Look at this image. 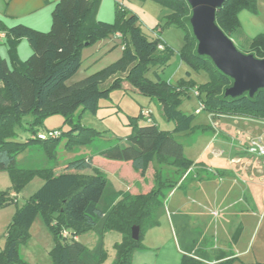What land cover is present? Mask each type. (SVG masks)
<instances>
[{
    "label": "trees",
    "instance_id": "trees-1",
    "mask_svg": "<svg viewBox=\"0 0 264 264\" xmlns=\"http://www.w3.org/2000/svg\"><path fill=\"white\" fill-rule=\"evenodd\" d=\"M152 1L171 11L164 26L158 25L153 30V39L142 33L137 16L128 14L121 4H115L112 23L97 21L100 0H59L52 11L51 28L45 33L22 25L1 28L8 39L13 68L9 69L0 59V172L6 173L11 183L9 189L0 191V209L17 204L18 195L35 177L43 183L16 209L3 235L0 264H21L18 247L29 238L28 227L37 216L42 217L53 236L54 246L49 254L54 264H105L108 254L103 241L105 234L111 231L121 236L113 245L115 258L111 264H132L133 254L143 248L146 231L157 226L163 214L161 194L166 184L157 171L155 188L146 194L130 195L115 191L106 175L93 167L91 158L67 161L58 173L50 169L52 167H19L18 156L36 146L46 161L54 164L53 152L64 134L58 130L61 132L58 139H38L41 121L46 117L61 115L70 122L71 129L65 134L70 139L67 147L71 142L92 144L99 135L71 121L77 109L95 115L100 101L108 100L113 91L125 90L124 84L135 93L156 100L165 121L174 125L173 130L161 129L152 114L148 121L140 111L137 119L146 120L147 124L140 126L133 120L131 134L124 143L100 152L106 160L130 163L140 177H145L155 161L174 165L183 172L194 165L184 158L182 145L173 137V134L191 130L196 113L186 115L178 108L182 96L189 90L198 91L197 97L204 107L202 111L212 116L241 117L264 123V90L257 91L253 97L248 93L236 98L226 97L225 91L232 87L233 81L217 70L209 58L198 55L190 27L191 9L186 0ZM255 2L224 0L217 10L215 23L230 40L240 29L239 13L243 10L254 13ZM168 26L184 32L180 58L190 69L207 75L205 84L197 85L182 79L171 84L158 76L157 70L164 68L173 55L161 40V34ZM116 34L120 38H116ZM22 39L32 50L25 62H20L16 55L17 43ZM104 40L118 41L115 46L121 48V57L84 79L68 84L81 68V52L85 45L88 47ZM158 45H162L163 50H158ZM245 54L264 59V34L249 41ZM150 70L154 71L156 81L145 77ZM28 116L33 121L21 128L23 118ZM17 127L29 138L18 141ZM135 226L139 228L138 241L131 238V229ZM63 231L70 237H62ZM89 231L98 237L93 250L75 239ZM240 235L239 227L232 241L236 242ZM181 264L202 262L183 256Z\"/></svg>",
    "mask_w": 264,
    "mask_h": 264
},
{
    "label": "crops",
    "instance_id": "crops-1",
    "mask_svg": "<svg viewBox=\"0 0 264 264\" xmlns=\"http://www.w3.org/2000/svg\"><path fill=\"white\" fill-rule=\"evenodd\" d=\"M58 1L0 0V59L9 69L13 68V63L6 33L1 28L11 29L22 25L38 32H48L52 11ZM115 4L120 3L100 0L96 20L112 23ZM116 43L112 40L98 42L100 47L112 45V49L119 48L112 50V61L104 67L121 57V48L115 46ZM31 54L28 42L24 39L18 41L17 59L25 62ZM96 71L90 69L85 77ZM124 88L129 89L126 84ZM210 118L214 119L215 116L210 115ZM251 121L252 126L244 124L247 132L245 140L264 137V123ZM258 125L263 126L262 131H259ZM237 135H240L239 131H236ZM221 139L225 141L221 143L228 146V152L220 144L218 150L201 153V157L193 159L199 167L193 165L180 173V180L175 186L171 182L168 184L173 187L169 190V198L163 201V214L158 225L146 231L143 248L133 254L132 264H181L183 256L199 259L202 264L224 261L230 264H264V201L259 203L257 200L258 192L264 187V158L247 154L246 145L231 143L228 135ZM101 151L84 158L92 159L93 167L106 175L115 191L130 195L146 194L158 185L154 180L156 169L152 165L145 177H140L130 163L106 160L100 156ZM200 213L201 223L195 229L194 220L198 219ZM239 227L241 235L233 242V234ZM77 240L80 242L79 237Z\"/></svg>",
    "mask_w": 264,
    "mask_h": 264
},
{
    "label": "rangeland",
    "instance_id": "rangeland-1",
    "mask_svg": "<svg viewBox=\"0 0 264 264\" xmlns=\"http://www.w3.org/2000/svg\"><path fill=\"white\" fill-rule=\"evenodd\" d=\"M116 1L125 8L128 14L137 16L140 22V29L148 39L155 38L153 30L158 25L164 26L167 17L171 13L168 8L162 7L152 0ZM240 20V29L231 38V42L239 52L245 54L249 41L256 35L264 33V0H256L254 13L249 10L241 11ZM161 40L168 50L173 51V55L168 60L166 66L157 70V74L162 81L175 84L178 80L182 79L185 81H193L197 85H203L208 81L207 75L204 72L194 71L182 62L180 51L184 46V32L181 29L174 26L166 27L161 34ZM100 46L101 44L98 45V43H95L84 49L82 54L84 61L81 68L68 81V84H73L84 79L90 69L96 71L99 67H104L106 63H110L112 61L111 57L114 56L112 50L119 49L118 47L112 49V45ZM153 72V70L146 72L145 77L151 81H156ZM178 108L186 115L195 114V111H198L200 108V101L195 93L189 90L185 96H182ZM140 111L152 113L161 129H173V124L164 120L160 106L156 100L141 96L131 89L113 91L110 93L108 100L100 101L99 109L95 115L82 112V109L79 108L71 117V121L75 125H80L84 129L93 130L99 135L98 138L93 140L92 144L76 145L71 142L67 147L70 139L65 134L71 129L72 125L61 115H52L41 121L40 132L60 130L64 134L55 152H53L55 156L54 164L46 161L47 159L43 157L41 151L36 146L26 149L18 156L19 167L23 169H47L52 167L50 169L58 173L63 169L66 161L89 155L92 156L98 150L101 151L124 143L125 139L131 134L133 127L131 122L133 120L139 122L140 126L147 124L146 120L137 119ZM32 121V117L30 116L23 118L21 128L26 127ZM251 122L250 119L244 120L241 117L228 116H215L214 119H211L209 113L201 111L195 115L191 130L188 133L173 134V137L176 142L182 145L184 158L191 161L194 167H199V165L195 164L196 161L193 162V159L198 156L201 157V153H211L213 150H218L220 144L225 143L221 139L224 135H228L231 143L234 142L236 145L241 144L245 146L248 141L245 140L247 138V132L245 131L246 125L244 124L252 126L253 124ZM258 127L259 131H262L263 126L258 125ZM21 128L17 127L16 131L18 133V141H24L29 138L28 134L22 132ZM220 131L222 132L221 135ZM236 131H239V136H236ZM223 147L222 149L228 152V146L224 145ZM200 160L201 158L198 161ZM152 166L156 169L161 181L166 184L161 194V201H165L170 196V187L168 184L171 182L175 186L180 180V173L183 171L174 165L160 164L157 161L153 162ZM42 183L43 181L39 177H35L18 195L17 204L0 209V251L4 248V232L12 221L16 209L29 199L41 187ZM10 186L9 176L4 172H0V191H5ZM257 200L259 203L264 201V187L258 192ZM198 205L201 206V204ZM197 218L194 220L195 229H198L197 224L201 223V213L198 214ZM28 233L29 238L18 247L21 264H54L49 254L54 246L53 236L41 216H37L33 223H31L28 227ZM119 236L115 231L105 234L103 242L108 254V259L105 264H111L113 262L115 258L113 245L119 241ZM79 240L87 249L93 250L97 245L98 237L94 232L89 231L81 233Z\"/></svg>",
    "mask_w": 264,
    "mask_h": 264
},
{
    "label": "water",
    "instance_id": "water-1",
    "mask_svg": "<svg viewBox=\"0 0 264 264\" xmlns=\"http://www.w3.org/2000/svg\"><path fill=\"white\" fill-rule=\"evenodd\" d=\"M191 9L190 27L197 42V53L209 58L217 70L233 81L226 97H249L264 90V59L239 52L215 23L217 10L224 0H186ZM131 238L139 239V228L132 227Z\"/></svg>",
    "mask_w": 264,
    "mask_h": 264
},
{
    "label": "built area",
    "instance_id": "built-area-1",
    "mask_svg": "<svg viewBox=\"0 0 264 264\" xmlns=\"http://www.w3.org/2000/svg\"><path fill=\"white\" fill-rule=\"evenodd\" d=\"M115 37L120 38V35L116 34ZM157 49L163 50V46L158 45ZM193 92L195 93L196 96H198V91L195 90ZM203 108H204L203 104L200 102V108L195 113L199 114L203 110ZM141 115L144 119L149 121L151 113L142 111ZM60 136H61V132H59L58 130H52V131L46 130L43 132H39L36 137L40 140L45 141V140H55V139H58ZM245 152L251 156H258V157L264 158V137H257V138L248 140L245 146ZM62 237L69 238L70 234L66 231H63Z\"/></svg>",
    "mask_w": 264,
    "mask_h": 264
}]
</instances>
